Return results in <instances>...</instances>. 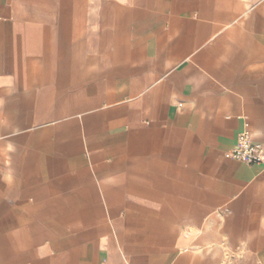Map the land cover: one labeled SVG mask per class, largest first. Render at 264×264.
Instances as JSON below:
<instances>
[{
  "label": "crops",
  "instance_id": "obj_1",
  "mask_svg": "<svg viewBox=\"0 0 264 264\" xmlns=\"http://www.w3.org/2000/svg\"><path fill=\"white\" fill-rule=\"evenodd\" d=\"M264 0H0V264H264Z\"/></svg>",
  "mask_w": 264,
  "mask_h": 264
},
{
  "label": "built area",
  "instance_id": "obj_2",
  "mask_svg": "<svg viewBox=\"0 0 264 264\" xmlns=\"http://www.w3.org/2000/svg\"><path fill=\"white\" fill-rule=\"evenodd\" d=\"M226 157L247 164H264V146L255 143L249 129L245 127L239 133L235 145L226 152Z\"/></svg>",
  "mask_w": 264,
  "mask_h": 264
}]
</instances>
